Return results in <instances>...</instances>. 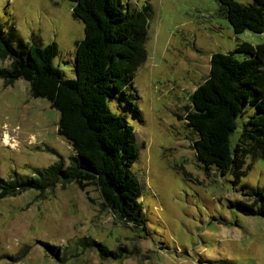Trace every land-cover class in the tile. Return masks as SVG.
I'll return each mask as SVG.
<instances>
[{
    "label": "rangeland",
    "instance_id": "rangeland-1",
    "mask_svg": "<svg viewBox=\"0 0 264 264\" xmlns=\"http://www.w3.org/2000/svg\"><path fill=\"white\" fill-rule=\"evenodd\" d=\"M123 1L129 11L151 13L147 57L125 86V99L110 101L135 132L139 153L132 172L142 186L146 227L117 219L100 189L86 182L20 192L0 200V264H264V217L237 207L253 201L245 193L264 189V158L246 157V175L239 177L206 169L194 149L198 134L186 120L213 55L243 42L264 44V33H235L218 0ZM73 6L68 0H0V26L19 50L21 42L55 43V65L73 79L84 38ZM10 65L0 60V69ZM59 121L47 99L30 95L27 81L5 87L0 79V179L36 177V170L58 163L69 168L77 154L59 134ZM97 245L121 248L123 259H104Z\"/></svg>",
    "mask_w": 264,
    "mask_h": 264
},
{
    "label": "trees",
    "instance_id": "trees-1",
    "mask_svg": "<svg viewBox=\"0 0 264 264\" xmlns=\"http://www.w3.org/2000/svg\"><path fill=\"white\" fill-rule=\"evenodd\" d=\"M68 1L74 4V18L84 25V38L77 43L76 77L67 78L55 65V43L26 46L21 42L24 49L19 50L0 26V60L11 61L10 67L0 69V79L5 87L23 79L33 98L47 99L60 113L59 134L77 155L67 169L58 163L36 170V177L0 179V200L28 190L45 192L56 183L86 182L100 189L117 219L144 230L142 186L132 172L139 153L135 132L112 111L110 101L117 95L125 99V86L147 57L151 13L129 11L123 0ZM218 2L235 33H264V0ZM190 100L193 111L186 117L187 125L198 134L194 149L206 169L239 177L246 175V157L264 158V44L243 42L228 54H214L209 78ZM127 105L133 107L131 100ZM245 195L253 201L239 202L240 211L264 217V189ZM97 247L104 259H123L121 248Z\"/></svg>",
    "mask_w": 264,
    "mask_h": 264
}]
</instances>
